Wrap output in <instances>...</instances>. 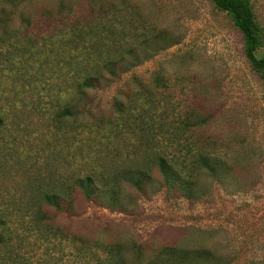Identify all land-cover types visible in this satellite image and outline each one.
Listing matches in <instances>:
<instances>
[{"label": "rangeland", "instance_id": "rangeland-1", "mask_svg": "<svg viewBox=\"0 0 264 264\" xmlns=\"http://www.w3.org/2000/svg\"><path fill=\"white\" fill-rule=\"evenodd\" d=\"M15 1L5 6L7 27L0 32L20 30L27 15L38 22L27 36L0 39V141L23 163L15 170L11 162L2 194L27 191L36 178L48 183L83 173L86 130L74 134L71 120H60L57 112L70 104L84 120L88 114L110 116L114 99L125 100L138 85L149 84L157 69L169 79L171 100L208 116L202 141L232 167L222 176L197 174L202 195L192 199L160 187L156 172L145 192L126 190L123 212L86 201L77 190L72 203L46 208L54 236L24 231L25 255L51 264H117L120 255L127 264H154L176 247L208 250L203 264H264V78L250 66L242 34L228 15L212 0ZM60 1L85 3L90 18L103 17L116 29V45L160 33L147 43L156 52L115 77L104 72L85 94L75 93L74 81L101 55H84V46L76 49L68 33L42 16ZM251 3L264 27V0Z\"/></svg>", "mask_w": 264, "mask_h": 264}, {"label": "trees", "instance_id": "trees-1", "mask_svg": "<svg viewBox=\"0 0 264 264\" xmlns=\"http://www.w3.org/2000/svg\"><path fill=\"white\" fill-rule=\"evenodd\" d=\"M212 1L240 31L246 59L264 78V54H257L264 48V27L255 20L251 0ZM0 3V27H7V14L3 15L5 6L15 5L16 1L0 0ZM85 5H79V2L78 5H66L60 1L56 11H41L42 16L48 18V23L59 28L60 33H68V40L76 49L84 46V55H101L100 63L93 64L74 81V92L79 95L94 87L104 72L115 77L153 56L156 49L147 43L161 37L159 33L144 38L138 44L116 45V29L106 26L103 17L90 18L83 12ZM104 5L98 4L99 8ZM75 10L80 12L75 13ZM35 20L34 15L22 17L23 28L5 29L0 32V39L6 41L29 35L27 28L38 22ZM102 54L105 57L102 58ZM172 98L168 77L157 69L149 84L138 85L125 100L115 98L110 116L88 114L84 120L80 118L81 112L70 104L58 111L60 120H71L74 134L86 130L84 139L88 147L84 155L80 154L81 159L86 158L83 173L72 172L63 180L55 182L50 179L48 183L35 176L33 183L29 181V191H15L18 195L8 191L2 194L3 189L0 188V264H51L48 259L32 261L29 255H25L28 235L24 231L54 236L57 229L48 222L51 219L46 208L59 210L65 202L72 203L77 190L86 201L123 212L128 204L126 190L145 192L156 172L161 177L160 187L187 199L202 195L197 174L203 171L212 176L229 173L232 168L229 161L213 153L202 141L201 127L208 116L192 107L183 108ZM4 126L5 120L0 115V129ZM77 146L78 152L82 153V145ZM13 150L3 140L0 141V186L11 173V162H16L15 170L23 164ZM208 253L206 249L173 247L164 257L159 256L162 259L154 264H203ZM117 264L127 263L120 255Z\"/></svg>", "mask_w": 264, "mask_h": 264}]
</instances>
